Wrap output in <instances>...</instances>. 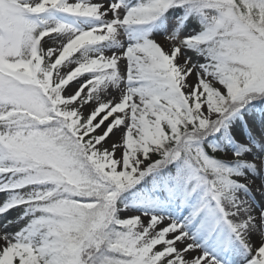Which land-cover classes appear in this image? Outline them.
<instances>
[{
	"label": "snow or ice",
	"instance_id": "1",
	"mask_svg": "<svg viewBox=\"0 0 264 264\" xmlns=\"http://www.w3.org/2000/svg\"><path fill=\"white\" fill-rule=\"evenodd\" d=\"M0 264H264V0H0Z\"/></svg>",
	"mask_w": 264,
	"mask_h": 264
},
{
	"label": "rangeland",
	"instance_id": "2",
	"mask_svg": "<svg viewBox=\"0 0 264 264\" xmlns=\"http://www.w3.org/2000/svg\"><path fill=\"white\" fill-rule=\"evenodd\" d=\"M94 1H95V0H93V2H94ZM109 18H110V16H109ZM160 42L164 45L166 51L171 50L172 45H171L170 43L165 42L163 39H161ZM45 47H47V45H45ZM77 55H78V54H77ZM188 55H191V53H188ZM177 63H178V64H183V63H184L183 57L178 58ZM194 81H195V75H193V77L190 78L189 82H194ZM117 98H119V97H117ZM105 99H110V97H105ZM85 113H87V109H85ZM119 135H120V133H117V136L114 137L113 139H117V138L119 137ZM111 143H112V140H109V141L106 143L105 146H106V147H109V146L111 145ZM119 155H120V152L118 151V152H117V157H119ZM17 214H18L17 212H13V213H12L13 216H15V215H17ZM15 230H16V229H12L11 231H15Z\"/></svg>",
	"mask_w": 264,
	"mask_h": 264
},
{
	"label": "bare ground",
	"instance_id": "3",
	"mask_svg": "<svg viewBox=\"0 0 264 264\" xmlns=\"http://www.w3.org/2000/svg\"><path fill=\"white\" fill-rule=\"evenodd\" d=\"M94 2H98V0H95ZM117 97H118V94H117Z\"/></svg>",
	"mask_w": 264,
	"mask_h": 264
}]
</instances>
